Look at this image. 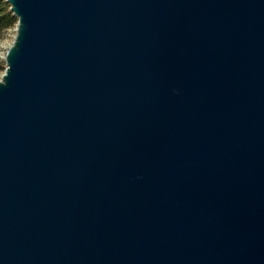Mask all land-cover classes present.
<instances>
[{"label": "water", "instance_id": "water-1", "mask_svg": "<svg viewBox=\"0 0 264 264\" xmlns=\"http://www.w3.org/2000/svg\"><path fill=\"white\" fill-rule=\"evenodd\" d=\"M0 264H264V0H5Z\"/></svg>", "mask_w": 264, "mask_h": 264}, {"label": "trees", "instance_id": "trees-1", "mask_svg": "<svg viewBox=\"0 0 264 264\" xmlns=\"http://www.w3.org/2000/svg\"><path fill=\"white\" fill-rule=\"evenodd\" d=\"M17 18L13 16L9 9V4L5 0H0V38L11 27L15 26ZM3 61L0 60V71L4 70Z\"/></svg>", "mask_w": 264, "mask_h": 264}, {"label": "rangeland", "instance_id": "rangeland-1", "mask_svg": "<svg viewBox=\"0 0 264 264\" xmlns=\"http://www.w3.org/2000/svg\"><path fill=\"white\" fill-rule=\"evenodd\" d=\"M15 35V26L9 28L4 35L0 38V60L3 61V56L6 54L8 47L13 41ZM3 65L5 67V63L3 61ZM4 70L0 71V75Z\"/></svg>", "mask_w": 264, "mask_h": 264}]
</instances>
